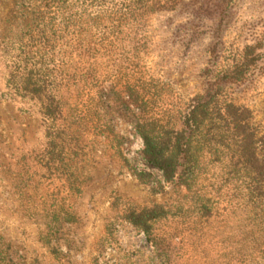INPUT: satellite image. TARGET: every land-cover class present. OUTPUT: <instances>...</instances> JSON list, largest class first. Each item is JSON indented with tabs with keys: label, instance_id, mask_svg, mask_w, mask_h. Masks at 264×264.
Here are the masks:
<instances>
[{
	"label": "rangeland",
	"instance_id": "1",
	"mask_svg": "<svg viewBox=\"0 0 264 264\" xmlns=\"http://www.w3.org/2000/svg\"><path fill=\"white\" fill-rule=\"evenodd\" d=\"M179 1L168 11L148 12L138 29H124L129 40L121 46L139 47L140 54L121 58L122 81L139 85L150 110L170 120L196 97L216 91L219 107L232 104L242 114L245 134L255 127L264 138V0ZM12 6L13 0H0V29L18 20ZM115 57L110 53L97 65L105 101L96 105L97 129L106 132L94 137L82 168L71 158L64 162V174L57 158L44 156L47 140L38 104L7 86L11 58L0 52V264H164L160 256L168 254L182 255L177 264H221L226 257L228 264H238L239 221L233 214L238 202L249 205L248 141L242 146L236 141L230 152L220 147L224 153L216 156L222 167L205 166L208 176L229 172V180L212 185L201 176L195 182L217 213L232 212L225 230L220 216L211 220L210 240L202 234L207 225L195 223L192 259L184 250H156L144 230L126 218V211L155 204L170 212L178 203L194 204L191 192L181 198L143 158L140 108L113 109L108 93ZM93 96L98 98L97 90ZM78 177L84 180L80 188ZM187 214L179 218L185 229ZM170 225L159 223L155 233L164 237Z\"/></svg>",
	"mask_w": 264,
	"mask_h": 264
},
{
	"label": "trees",
	"instance_id": "2",
	"mask_svg": "<svg viewBox=\"0 0 264 264\" xmlns=\"http://www.w3.org/2000/svg\"><path fill=\"white\" fill-rule=\"evenodd\" d=\"M179 2L13 0L11 9L18 20L8 29H0V52L11 58L7 86L15 96L38 104L47 140L44 156L57 158L64 165H60L61 172L66 174L64 162L77 158V165L82 168L81 163L92 151L94 137L106 132V129H97L96 105L105 103L101 92L103 74L97 65L114 52L118 57L112 62L114 81L108 93L113 109L118 112L124 106L132 112L129 105L140 108L137 130L143 140V158L161 171L165 181L181 193V198L187 197V193L190 196L191 192L194 204L185 208L183 203H178L173 207L174 212L164 204H155L126 211V218L144 230L156 250H184L187 260L192 259L196 250L195 223L201 220L207 225L202 234L204 239L210 240L207 229L211 220L215 215L220 216L219 226L225 230L232 212L221 209L217 213L204 197L203 188L195 182L201 176L212 185L229 180V172L208 176L205 166L222 167L221 158L216 156L224 153L221 148L230 152L236 141L239 146L248 141L252 189L247 197L249 205L241 206L243 203L238 202L234 209L236 214L233 215L239 221L236 261L264 264V138L255 127L245 134L239 125L242 114L232 104L219 107L216 91L196 97L170 120L159 118L150 110L147 97L138 90L139 85L122 81L125 73L120 71L121 58L127 55L138 58L140 54L139 47L125 50L126 47L121 46L129 40V33L124 29H138L148 12L168 11ZM96 90L97 99L93 96ZM237 163L238 160L229 165ZM83 182L82 177H78L76 187L80 188ZM186 211L189 232L179 221L180 214ZM163 221L171 224L164 237L155 233V227ZM176 238L179 241L175 242ZM181 257L177 254L160 256L164 264H177ZM229 260L226 257L221 264H228Z\"/></svg>",
	"mask_w": 264,
	"mask_h": 264
}]
</instances>
